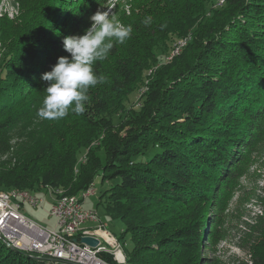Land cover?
I'll return each instance as SVG.
<instances>
[{
  "label": "trees",
  "instance_id": "trees-1",
  "mask_svg": "<svg viewBox=\"0 0 264 264\" xmlns=\"http://www.w3.org/2000/svg\"><path fill=\"white\" fill-rule=\"evenodd\" d=\"M16 1L20 16L0 39V193L81 197L97 176L118 180L101 201L132 235L129 264H216L205 253L220 239L224 204L264 146V0L115 4L133 32L94 65L107 80L89 88L85 113L58 120L37 115L42 74L69 55L64 37L83 35L111 0ZM173 37L187 45L160 64L155 50ZM155 66L141 106L125 108ZM255 231L251 264H264V217ZM0 264L46 262L0 240Z\"/></svg>",
  "mask_w": 264,
  "mask_h": 264
},
{
  "label": "rangeland",
  "instance_id": "rangeland-1",
  "mask_svg": "<svg viewBox=\"0 0 264 264\" xmlns=\"http://www.w3.org/2000/svg\"><path fill=\"white\" fill-rule=\"evenodd\" d=\"M127 0H111L109 10L116 20V9L114 5L117 4V11H121L122 4ZM214 5H207V9L222 5L221 0H215ZM129 10V7H125ZM20 16L19 5L16 0H0V39H3L6 31L7 23L17 20ZM9 26V25H8ZM8 29V28H7ZM183 39L173 37L171 41L159 46L155 53L160 58V64H164L168 59H172V55L176 46ZM174 46V47H173ZM5 50L0 40V62L5 55ZM157 66L147 71V79L141 89L130 95L129 100L125 102V108H138L141 106V98L143 93L148 89L147 84L150 77L156 70ZM115 123L122 121V116L114 117ZM19 132L16 133L15 137ZM87 151L81 150L78 154V164L86 159ZM152 155V153H151ZM150 155L146 156L149 157ZM140 156L137 159L146 158ZM118 180L102 181L101 176H97L94 180L93 191L94 196L87 197L81 203L85 210L97 212L100 217V223L106 224L107 229L115 237L121 241L125 246L126 254L133 249V239L131 233H126L123 236L125 225L122 221L116 220L108 215L105 199L101 198ZM44 199L43 207L32 208L28 205L24 206L21 212L30 220L36 222L39 226L46 229H54L56 220L48 214L51 204V196L46 189L35 193ZM226 205L223 207V216L220 218L219 224V241L215 247L205 253L209 259H214L216 264H251V248L254 245L256 231L255 226L261 217H264V146L259 147L252 155L250 165L247 166L246 171L236 183V188L228 196ZM87 224L84 227L92 228L100 225ZM259 235V234H258ZM207 243V241H206Z\"/></svg>",
  "mask_w": 264,
  "mask_h": 264
},
{
  "label": "built area",
  "instance_id": "built-area-1",
  "mask_svg": "<svg viewBox=\"0 0 264 264\" xmlns=\"http://www.w3.org/2000/svg\"><path fill=\"white\" fill-rule=\"evenodd\" d=\"M46 191L51 196L48 214L56 220L54 229L39 226L21 212L26 205L43 207L42 197L21 189L0 193V240L6 246L44 260L46 264H126L115 235L108 231L106 224L100 223L97 212L83 208L81 202L95 195L93 184L76 204H56L58 192ZM98 222L97 227H84ZM85 237L94 238L98 245L84 244L82 238Z\"/></svg>",
  "mask_w": 264,
  "mask_h": 264
},
{
  "label": "clouds",
  "instance_id": "clouds-1",
  "mask_svg": "<svg viewBox=\"0 0 264 264\" xmlns=\"http://www.w3.org/2000/svg\"><path fill=\"white\" fill-rule=\"evenodd\" d=\"M103 8L101 5L90 17L91 26L83 35L64 37V49L69 55L59 57L52 69L42 74L41 79L47 86L42 106L37 110L38 117L58 120L69 112L84 114L89 88L106 82L107 77L97 73L94 65L107 58L114 48L113 41L123 44L133 28L116 20L109 9L104 11ZM143 22L147 25L151 20L146 18Z\"/></svg>",
  "mask_w": 264,
  "mask_h": 264
},
{
  "label": "bare ground",
  "instance_id": "bare-ground-1",
  "mask_svg": "<svg viewBox=\"0 0 264 264\" xmlns=\"http://www.w3.org/2000/svg\"><path fill=\"white\" fill-rule=\"evenodd\" d=\"M222 2L224 0H221ZM188 42V39L185 38L183 39L176 47H178L179 45H181V47L179 49H176V51H174L175 53H173L172 57L179 55L181 53V50L186 47ZM83 196H85V192L83 193V195L81 197H76V196H65L63 193H58L57 195V203L56 204H76V202H80L83 199ZM116 244L118 246L121 258L123 259L124 262H126V264H129L128 262V258H127V254H126V250H125V246L121 243V241H119L116 237Z\"/></svg>",
  "mask_w": 264,
  "mask_h": 264
},
{
  "label": "water",
  "instance_id": "water-1",
  "mask_svg": "<svg viewBox=\"0 0 264 264\" xmlns=\"http://www.w3.org/2000/svg\"><path fill=\"white\" fill-rule=\"evenodd\" d=\"M82 242L84 244H87V245H90L92 247H96L98 245L99 242H97V240H95L94 238H91V237H85V238H82ZM13 251H16V252H20L18 251L17 249L15 248H11Z\"/></svg>",
  "mask_w": 264,
  "mask_h": 264
}]
</instances>
